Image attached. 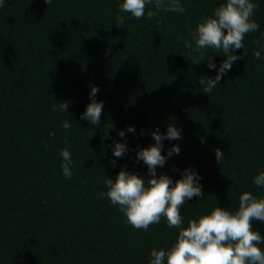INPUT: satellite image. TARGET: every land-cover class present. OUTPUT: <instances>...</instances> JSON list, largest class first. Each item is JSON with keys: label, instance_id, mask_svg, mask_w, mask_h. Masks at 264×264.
I'll return each mask as SVG.
<instances>
[{"label": "trees", "instance_id": "trees-1", "mask_svg": "<svg viewBox=\"0 0 264 264\" xmlns=\"http://www.w3.org/2000/svg\"><path fill=\"white\" fill-rule=\"evenodd\" d=\"M220 2L183 0L185 12L151 18L122 12L120 0H6L0 7V264H148L150 249L167 248L178 229L166 218L137 229L100 195L121 167L149 175L136 148L155 142L156 126L182 129L179 140L163 141L162 151L172 144L181 151L157 174L175 180L190 165L202 177L204 195L181 206L185 224L218 205L235 210L242 191L264 195L252 181L264 169V60L253 55L256 41L264 44V0H255L259 30L246 34L236 50L242 58L209 93L199 81L216 70L195 63L177 39H190ZM212 56L217 65L225 58L208 48L204 59ZM90 83L104 102L97 125L80 118ZM63 101L68 109L53 111ZM65 119L71 129L61 126ZM129 124L136 132L126 133L129 149L114 167L110 145ZM64 147L74 162L70 178L61 168ZM252 224L264 234V222Z\"/></svg>", "mask_w": 264, "mask_h": 264}, {"label": "clouds", "instance_id": "clouds-1", "mask_svg": "<svg viewBox=\"0 0 264 264\" xmlns=\"http://www.w3.org/2000/svg\"><path fill=\"white\" fill-rule=\"evenodd\" d=\"M5 3L6 0H0V7ZM119 8L136 18L145 15L158 17L161 11H186L183 0H120ZM256 8L255 0H221L210 14L199 18L190 39L183 35L177 37L194 54L195 63L207 61L208 68L216 70L214 77L207 76L206 80L199 81L206 93L211 92L231 70L233 63L242 58L236 50L244 49L246 34L259 30V23L253 19ZM124 19V16H120L117 23L122 25ZM158 23H163V19H158ZM261 35L264 36V33ZM256 43L259 47L253 55L264 60V44L259 40ZM208 48L224 54L225 58L219 65L215 63L214 56L204 59ZM98 92L99 86L90 83L89 102L80 114L81 119L92 125L101 123L104 108L103 100L97 98ZM58 109L67 110L68 103L63 101L58 106L53 105V111ZM61 126L68 130L72 124L65 119ZM127 132L135 133V125L129 124L126 129L118 130V136L123 139L113 140L110 145L114 167L118 163L116 158L124 156L129 149ZM140 134H145V130L141 129ZM149 134L155 142L136 148V161L147 165L149 175L141 176L121 167L115 179L106 176V191L100 193L107 196L112 205L119 207L126 217V223L137 229L147 230L150 224L159 223L162 217L166 218L169 227L178 229L175 240L167 248L150 249L148 264H264V248L260 246L264 244V234L252 224L253 219L264 222V195L242 191L235 210L218 205L208 213L189 218L185 224L181 206L194 196L200 198L204 195L202 177L190 165L180 170V176L175 180L165 172L157 174L158 166L163 167L169 157L181 151L178 144H172L166 152L162 151L163 141L179 140L182 129L170 123L165 132L162 133L156 126ZM50 135L55 136L56 133L53 131ZM64 143H69L67 136ZM59 154L62 172L66 178H70L74 164L72 153L68 147H64ZM215 155L219 161L223 151L216 148ZM252 181L256 186L264 187V169L259 170Z\"/></svg>", "mask_w": 264, "mask_h": 264}]
</instances>
